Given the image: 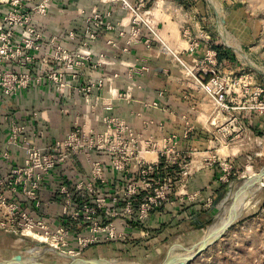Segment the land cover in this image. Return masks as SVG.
<instances>
[{
    "label": "rangeland",
    "instance_id": "obj_1",
    "mask_svg": "<svg viewBox=\"0 0 264 264\" xmlns=\"http://www.w3.org/2000/svg\"><path fill=\"white\" fill-rule=\"evenodd\" d=\"M105 4L110 6L84 13L80 44L72 52L85 56L84 67L76 80L70 74L66 84L79 90L85 106L79 119L84 116V123L73 121L66 136L53 143L70 148V169L81 172L79 159L84 158L90 163L89 171L93 164H99L102 169L98 176L102 179L91 195L88 190L82 195L76 186L72 188L77 183L88 188L83 182L90 180L92 173L81 172L82 177L69 184L71 201L59 205L73 216L78 214V219H54L55 225L61 222L68 229L66 240L62 241L57 234L47 241H38L0 233V263L181 264L202 244L213 241L220 233H214L212 238L206 236L225 220L230 225L224 233L187 264H264V177L258 179L264 169V0H107ZM173 39L199 44L197 55L204 53L203 48L213 47L224 48L231 55L218 67L221 74L216 76L230 90L229 112L221 111L214 95H207L200 86L190 83L205 94L200 100L199 124L209 133L206 154L189 158L181 152L179 138L175 139V150L181 152L182 163L190 167L196 163L207 165L205 159L218 155L222 148L230 152L219 153L228 158L233 168L227 172L217 168L219 178H224V190L202 227L172 220L186 213L188 206L199 205L200 192H190L188 188L193 173L185 178L179 170L157 172L142 168L146 160L152 162L157 158L153 145L156 150L162 148L167 137L145 138L139 127L115 113L113 105L130 96L128 91L115 87L116 83L138 85L129 70L124 74L123 69L129 67L122 56L134 55V48L141 45L159 56L171 49ZM18 45L20 56L53 53L45 43ZM184 46L188 48L187 43ZM15 49L10 56H18ZM5 70L13 75V67L6 65ZM109 70L114 71L108 74ZM38 73L34 78L40 82L27 90L47 82L53 85L44 70ZM29 126L27 121L19 124L12 120L7 144L10 146L14 134L30 138ZM200 127L189 125L187 130L193 132ZM28 144L35 145L31 139ZM244 182L246 186L240 189L238 201L222 211L220 205L227 194ZM50 194L61 196L59 189Z\"/></svg>",
    "mask_w": 264,
    "mask_h": 264
},
{
    "label": "crops",
    "instance_id": "obj_2",
    "mask_svg": "<svg viewBox=\"0 0 264 264\" xmlns=\"http://www.w3.org/2000/svg\"><path fill=\"white\" fill-rule=\"evenodd\" d=\"M106 1L54 0L50 5L48 15H36L35 23L43 33L45 42L52 38L60 39L63 46L73 52L80 44L79 30L84 25V13H90L98 8L101 9L103 5L110 6L105 4ZM33 2L34 0H26V3L30 5H33ZM172 29H174L173 26ZM71 32H76L74 38L69 36ZM171 43V50L176 52L183 53L190 47L189 42L185 41L175 40ZM184 43L188 44L187 49L184 48ZM134 49V55L122 56V60L127 63L128 67L132 65L140 66L145 61L149 66V72L144 76H134L137 78L138 85L122 81L115 84V87L121 88L122 92L128 91L131 96L130 99L124 102H114L115 113L134 126L139 127L145 134V138L160 140L175 135L179 138L183 148H181V152L187 153L189 158L203 155V153L205 155L209 133L207 128H201L202 126L199 124L202 118L199 115L200 108L202 109L200 100L205 94L190 84L193 80L185 77L182 67L173 62L166 54L154 56L152 54L154 52L148 50L144 45L136 46ZM201 55L202 53L194 57L201 58L203 57ZM184 57L191 62V56ZM41 59L42 56H39V61ZM50 63L52 62L50 61ZM220 63L224 64L225 60ZM47 67L45 70H49L52 64ZM128 70L129 68L123 69L124 74L127 75ZM109 71H107L108 74L114 70ZM94 75L98 76L99 74ZM73 86V84L68 86L64 94L58 95L54 85L47 82L40 88L24 90L17 97L4 98L0 96V177L8 174L12 168L22 166L26 159L24 149L7 144L10 134L9 126L12 120L17 121L19 124L27 121L30 125L29 139L42 148H47L53 144L58 137L66 136L73 121L84 123L85 118L83 116L82 119H79V113L85 106L80 98L78 88L74 89ZM72 93L73 96L70 95ZM154 103H158V107H155ZM35 112H38L37 115H33ZM135 114L141 115V118H137ZM189 125H199L201 129L194 128L192 132V129L187 130ZM190 131L192 133L188 135L187 132ZM7 151H9V159L3 158V154ZM225 151L230 153L226 148H222L218 152L225 153ZM219 153L217 154L222 157L223 154ZM79 163L80 169H82L81 171L78 167L79 171L83 175L88 174L90 172L89 161L81 158ZM190 169V173H193V175L188 182V188L190 192H200L198 195L199 205L188 206L186 213L180 218L172 220L176 224L186 222L194 227H202L210 217L217 198L222 195L224 185L220 181L218 173H216V166L198 165L196 163L192 164ZM81 172L78 173V170L76 172L73 169L60 166L46 178L47 182L42 187V194L44 198L54 203L48 212L57 209L53 200H58L55 195L51 197L50 193L54 189H58L59 186H69V184H72L71 181H74L77 177L81 178ZM8 195L12 196L9 192ZM12 199L16 200L13 196ZM0 233L5 234L2 230H0Z\"/></svg>",
    "mask_w": 264,
    "mask_h": 264
},
{
    "label": "built area",
    "instance_id": "obj_3",
    "mask_svg": "<svg viewBox=\"0 0 264 264\" xmlns=\"http://www.w3.org/2000/svg\"><path fill=\"white\" fill-rule=\"evenodd\" d=\"M53 1L34 0V4L30 5L26 3V0H0V91L2 97H17L20 92L35 87V83L40 81L35 79L34 75L40 70L45 71L48 81L54 85L57 91L65 92L68 87L66 84L69 75L72 74L71 77L76 80L78 72L82 71L85 56H79L78 53L75 54L69 51L63 46L60 39L52 38L45 42L43 33L35 23L36 15H48ZM69 36L74 38L75 34L71 32ZM43 43L47 44L53 53L51 56H42L43 60L41 62L39 56H20V45L18 44L33 46ZM189 44L190 48L186 52H176L169 48L163 54H166L173 62L180 65L184 70L185 77L193 80L207 95H214L221 111L229 112L231 110L228 106L230 90H228L227 85L225 86L222 82H219L216 77L221 74L219 68L222 65L218 60L217 52L213 49L203 48L204 53L201 55L203 57L196 58L194 57L197 56L195 50L199 47V44L193 42ZM13 45L16 46L11 48ZM16 47L18 56H10L9 53L16 50ZM184 53L192 57L191 62L186 60ZM50 64H52V67L45 70ZM6 65L7 68H14L11 73L13 75L6 73ZM148 72L149 66L145 61L140 66L132 65L129 67L131 76H144ZM12 78L14 81H12ZM207 79H211V81L207 82ZM153 105L158 107V103ZM233 123H235V120H233ZM175 139H177L175 135L168 136L163 141L162 148L158 150L153 145L152 150L157 158L152 162L146 160L147 163L142 168L149 167L157 172H175L179 170V172L184 173L185 178H188L191 167L182 163L181 152L175 150L178 144ZM28 140L29 138L25 136L14 134L10 142L12 147H23L26 152V160L21 168H12L8 174L0 177V230L9 234L31 237L38 241H47L51 235L57 234L64 241L67 239L69 231L61 222L55 225L54 219L56 217L64 219L65 216L73 220L78 219V214L73 216L71 212H67L66 207L59 205L62 201L69 204L72 192H70L71 190L67 185L59 186L61 196L58 197V200H53L57 209L48 212L54 203L44 198L42 187L47 182L46 178L58 167L70 168L68 165L71 156L70 148H64L63 144L56 143L42 149L37 145H26ZM17 141L20 142L19 146ZM3 158L9 159V151L3 154ZM205 162L208 166H216L224 172L233 168L229 165L228 158H222L218 155L209 156L205 159ZM101 169L98 163L93 164L89 172L92 173V178L83 182L87 184L88 188H83V184L79 185L77 183L73 184L72 189L76 186L77 189L81 190L82 195H85L86 190H88L89 195L94 193L97 181L102 179L101 176H98ZM220 181H224V178H220ZM8 192L16 200L12 199Z\"/></svg>",
    "mask_w": 264,
    "mask_h": 264
},
{
    "label": "bare ground",
    "instance_id": "obj_4",
    "mask_svg": "<svg viewBox=\"0 0 264 264\" xmlns=\"http://www.w3.org/2000/svg\"><path fill=\"white\" fill-rule=\"evenodd\" d=\"M248 184V182H246ZM245 185V182L236 186L234 189H232L228 194L227 196L225 197V199L223 200V202L221 203L220 205V209L223 211L228 205L229 206H234V204L238 201V197L241 195L239 191H241L240 189L244 188ZM249 187V186H248ZM248 190V189H247ZM239 193V194H238ZM242 193V192H241ZM236 206V205H235ZM241 209V208H240ZM238 210V209H237ZM236 215V214H235ZM234 215V216H235ZM228 225L227 223L224 221H222V224L219 226V229H216L217 228V225L216 227H214L213 229H211L208 233V235L206 237H210L212 238V236L214 235V233H220L222 230H224V228H226ZM217 230V231H216ZM216 233V234H217ZM2 264V263H0ZM12 264V263H10ZM13 264H21L18 262L16 263H13ZM27 264H38V261H29ZM107 264H116L112 261H108Z\"/></svg>",
    "mask_w": 264,
    "mask_h": 264
},
{
    "label": "water",
    "instance_id": "obj_5",
    "mask_svg": "<svg viewBox=\"0 0 264 264\" xmlns=\"http://www.w3.org/2000/svg\"><path fill=\"white\" fill-rule=\"evenodd\" d=\"M264 177V169L261 171V173L258 175V179L259 180H261L262 178ZM234 220V219H233ZM230 225V224H229ZM229 225L226 227V228H224V230H222L221 232H220V234L213 240V241H211V242H209V243H207V244H202L189 258H187V260H185L183 263H181V264H187V263H189L190 261H192L196 256H198V255H200L206 248H208L210 245H212L215 241H216V239L218 238V237H220L223 233H224V231L229 227ZM164 264H168V261H166Z\"/></svg>",
    "mask_w": 264,
    "mask_h": 264
},
{
    "label": "trees",
    "instance_id": "obj_6",
    "mask_svg": "<svg viewBox=\"0 0 264 264\" xmlns=\"http://www.w3.org/2000/svg\"><path fill=\"white\" fill-rule=\"evenodd\" d=\"M213 50L217 52L219 62H222L226 58L230 57L229 51L221 47H213Z\"/></svg>",
    "mask_w": 264,
    "mask_h": 264
}]
</instances>
